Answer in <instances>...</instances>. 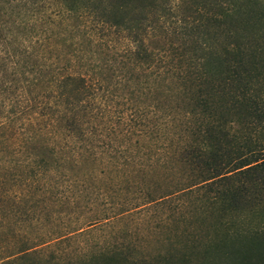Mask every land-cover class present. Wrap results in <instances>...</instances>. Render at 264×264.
Returning a JSON list of instances; mask_svg holds the SVG:
<instances>
[{
	"label": "trees",
	"instance_id": "16d2710c",
	"mask_svg": "<svg viewBox=\"0 0 264 264\" xmlns=\"http://www.w3.org/2000/svg\"><path fill=\"white\" fill-rule=\"evenodd\" d=\"M0 62V223L34 226L0 264L264 263V0H0ZM145 223L165 251L46 256Z\"/></svg>",
	"mask_w": 264,
	"mask_h": 264
},
{
	"label": "rangeland",
	"instance_id": "374dc122",
	"mask_svg": "<svg viewBox=\"0 0 264 264\" xmlns=\"http://www.w3.org/2000/svg\"><path fill=\"white\" fill-rule=\"evenodd\" d=\"M174 2V1H173ZM171 37V36H170ZM175 44H180V39L177 37L173 38ZM51 45V44H50ZM56 46L55 48H59L58 44H54ZM44 48L49 51L47 53L48 56H50V60H52L55 56V52L57 50L53 49L52 47L46 48L44 44ZM1 63V62H0ZM9 64V63H8ZM9 70H0V84L3 86H10L9 90L12 91V87H14L13 81H11V75L9 74ZM4 96V95H3ZM9 97V96H8ZM4 100L5 97H4ZM57 208H54L53 212H51V216L49 218L44 216V219L42 221L43 226L46 229H54L55 226L59 223V218L58 214L61 215V218L63 220H68L69 214L67 213H60L58 210L56 211ZM56 211V212H55ZM156 211L157 210H152ZM18 212V211H17ZM20 213V212H18ZM151 213V212H149ZM43 214V213H41ZM44 214H47L44 212ZM55 216V217H54ZM69 221V220H68ZM61 222V221H60ZM28 223L27 222H9L6 223V220L2 221L0 223V246L4 245V243L9 244V248L11 249L13 245H16L19 240H17L16 236H12V233L15 234L18 230H22L24 228V231L27 232H34V226L32 227H27ZM116 226V225H115ZM130 226V225H129ZM127 225L122 226L123 227H128ZM137 234L135 236H130L127 235V237H124L123 235L125 233L122 232H116L115 228L113 227H108V226H95L87 234H81V235H75L71 237L68 240H63L58 242L57 244H53L51 248L48 249L46 252V256H51L52 253L55 254H61L62 256H65V258L75 256L77 252L82 248V250H89L88 248L93 244L94 247L102 245L104 242H124L127 240L133 239L134 244L137 245V250L135 251L136 254H145V255H155L158 252H163L168 248V242L167 240H164V235L162 236L161 233L157 234H150L149 231L147 230V227H151L150 225L147 226V224H142L140 226H137ZM136 229V228H135ZM112 230V231H111ZM134 229H132L133 231ZM8 235V238L6 236ZM213 264H228L225 262V260L222 259H214ZM264 264V263H263Z\"/></svg>",
	"mask_w": 264,
	"mask_h": 264
}]
</instances>
